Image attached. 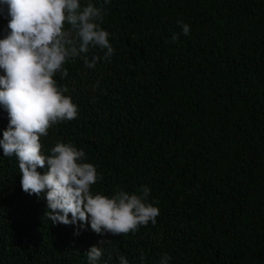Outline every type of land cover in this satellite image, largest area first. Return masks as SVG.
<instances>
[{
  "label": "trees",
  "instance_id": "trees-1",
  "mask_svg": "<svg viewBox=\"0 0 264 264\" xmlns=\"http://www.w3.org/2000/svg\"><path fill=\"white\" fill-rule=\"evenodd\" d=\"M91 2L105 10L114 55L93 48L95 69L75 58L67 78L57 74L78 116L50 128L42 150L83 149L104 177L94 194L147 185L157 223L74 235L44 217L46 199L22 190L18 160L0 148V264H88L92 245L100 264H160L164 253L169 264H264V0ZM10 19L0 5V39ZM8 124L0 104V139Z\"/></svg>",
  "mask_w": 264,
  "mask_h": 264
},
{
  "label": "clouds",
  "instance_id": "clouds-1",
  "mask_svg": "<svg viewBox=\"0 0 264 264\" xmlns=\"http://www.w3.org/2000/svg\"><path fill=\"white\" fill-rule=\"evenodd\" d=\"M0 5L7 7L11 17L9 34L0 39V104L9 116L0 148L4 156L18 160L22 190L46 199L44 217L53 224L75 225L77 236L89 225L98 235L115 236L155 225L160 211L148 202L151 189L147 185L137 192L118 187L111 196L94 194L92 186L104 177L97 166L87 162L83 149L59 141L47 153L42 150L41 137L50 128L78 116V105L65 95L69 89L58 84L57 74L61 80L67 78L65 64L75 58L85 68L95 69L101 56L90 58V49L98 47L104 61L114 55L110 33L101 26L105 10L91 0L86 5L82 0H0ZM178 24L183 35H189L190 25L182 20ZM178 40L179 34L174 33L169 42ZM98 86L96 81L93 90ZM44 168L43 173L38 170ZM86 255L88 264H100L104 250L92 245ZM170 260L164 253L160 264ZM119 264L129 261L120 256Z\"/></svg>",
  "mask_w": 264,
  "mask_h": 264
}]
</instances>
